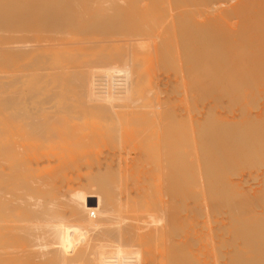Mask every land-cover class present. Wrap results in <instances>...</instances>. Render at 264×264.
<instances>
[{
  "label": "bare ground",
  "instance_id": "1",
  "mask_svg": "<svg viewBox=\"0 0 264 264\" xmlns=\"http://www.w3.org/2000/svg\"><path fill=\"white\" fill-rule=\"evenodd\" d=\"M214 1L219 0H173L170 5L179 18L176 40L181 43L186 73L209 81L207 90L212 93L226 86L225 100L231 107L227 119L213 116L197 123L199 138L191 139L193 145L189 149L196 165L171 178V183H177L181 178L191 180L201 174L200 187L207 184V192L214 190L218 173H225L226 163L233 158L226 141L237 140L243 157L264 162V0H254V3L241 0L237 8L241 24L234 32V24L221 20L220 15L226 9L221 1L223 8L220 7L224 10L212 6L211 17H201L202 14L192 10L198 9L201 2L212 5ZM80 4L84 6L86 1L0 0V113L5 114L0 120V133H6L15 123L11 135H18L20 121H28L30 127L39 129L41 121L34 116L43 117L52 111V125L41 132L37 142L60 147L63 162L82 159L106 146L124 145L141 147L153 161L164 156V161L171 163V170H183L173 165L179 156L176 136L161 142L157 136L156 126L164 130L170 126L165 119L162 117L153 123L148 115L137 119L151 105L154 110L166 102L156 100L151 82H141V72L149 66L145 65L143 71L141 67L151 57L154 63V57L157 61L166 55L173 57L172 48L164 53L161 35L170 36L174 27L162 24V33L150 27V15L159 12L154 1L144 5L136 2L130 9L124 8L126 2L109 7L108 11L116 9L114 14H103L101 4H90L84 10V16L89 15L88 25L78 9ZM42 35L46 39L62 36L57 45L62 43L57 47L56 40L50 43L48 37L45 43L54 45L45 47ZM11 135L9 140L0 136V158L9 156ZM23 145L27 147L29 143L23 142ZM160 149H164V155ZM199 154L204 156V162L200 161ZM107 176L103 181L106 186L123 184L119 177H115L118 178L115 182L114 178H108L111 175ZM99 194L91 197L96 202L90 201L87 207L81 208L87 219L81 216L77 225L53 226L48 237L51 256L44 257L40 264H99L100 260L125 253L133 243L143 250L145 245L150 249L159 244L158 234L149 241L136 237L150 230L139 214L152 208L158 198L149 201L148 195H142L139 200L129 197L130 201L120 203L106 191ZM185 194L189 200L190 193ZM259 203L257 226L244 232L249 243L248 254L244 252L243 258H236L234 264H264V190ZM90 215L98 217L89 218ZM12 222V216L0 209V264H38L36 252L26 251V243L23 245L8 232ZM161 233L159 237L166 234ZM175 246L168 247V252L173 249L171 254H180L190 247L186 246V250L178 247L179 250Z\"/></svg>",
  "mask_w": 264,
  "mask_h": 264
},
{
  "label": "rangeland",
  "instance_id": "2",
  "mask_svg": "<svg viewBox=\"0 0 264 264\" xmlns=\"http://www.w3.org/2000/svg\"><path fill=\"white\" fill-rule=\"evenodd\" d=\"M85 1L86 4L84 6L80 4L78 9L83 13L86 25H88L89 15L85 13L84 16V10L89 8L90 4L91 6L101 4L103 14H114L116 9L113 12L112 9L108 11L109 7L121 6L126 2L124 8L130 9L136 2L144 5L154 1L159 14L154 12L150 15L148 19L150 27L161 33L162 24L170 28L174 27L170 36L161 35V42L163 41L164 43H162L165 44L164 53H167L168 48H172L174 58L166 55L165 58L162 57L160 61H157L154 57L156 62L154 63L151 57V60L150 58V61L148 60L149 63L145 62L141 67L143 71L145 67L149 66L148 70L145 68L141 72V82H151L153 96L156 100H165L166 102L154 110L151 105L149 110L141 111L137 119L140 120L143 115H148L147 117L152 119V123L162 117L165 119L166 124L170 126L168 130L156 126L157 136L159 139L161 138L160 142L168 140L172 135L176 136L178 143L176 150L179 156L173 165L181 166L183 170H171V163L167 160L164 161V156H161V160L159 158V160L153 161L151 156L139 146L133 148H126L124 145L106 146L82 159L74 158L63 162L60 157V147L57 145L54 147L52 145L43 146L37 142L41 132L48 129L53 121L52 111L44 112L43 117L34 116L35 120L41 121L39 129L30 127L28 121H20V133L17 132L19 139L17 134L11 135V128L16 127L15 123L12 124L9 131L0 133V136H6L7 140L10 135L12 138V142H9V156L0 158L2 161L0 166V209L8 212L13 221L8 232L16 240H20L23 245L26 243V251L36 252L37 259L35 261L40 264L44 257L50 258L51 256L48 237L53 226L77 225L79 218L83 216L81 208L87 207L90 201L96 202V199L91 198L92 196L106 191L113 195L114 200L117 199L122 203L131 199L137 200L138 198L139 200L142 195L146 197L148 195L149 201L158 198L159 204L155 203L158 206L155 210H152L154 204L152 208L142 210L141 214L138 213L141 217L138 215V218L143 222L147 221L146 223L151 227H148L150 229L148 232L136 237L149 241L154 235H161V232H165L166 234H163L162 237L157 235L156 242L160 245H154V248L150 249H147V245H145V250H143V247L133 243L128 245V250L125 253L100 260L99 264H234L236 258H243L244 252L248 254L249 251V243L244 232L255 228L258 224L259 212H261L259 199L264 190V176H262L264 162L254 157H243L238 141L233 139L232 143L226 141L227 146L231 148L233 158L226 163V172L218 173L214 190L212 188L211 192H207L209 186L207 187L204 182L206 187L203 184L200 187L201 174L191 180L181 178L179 182L171 183V178L175 173H185L189 166L196 165L190 157L192 151L189 149L193 145L191 139L199 138L197 123L206 117L214 116L216 119L230 117L228 109L231 107L225 100L226 86L224 89H217L212 93L208 91L209 81L197 77L194 73H186L183 67L185 60L181 43L176 40L180 28L179 18L170 9L173 0ZM220 1L224 4V9L226 7L225 10L223 9L225 13L220 15L221 20L226 21L229 25L234 24V32L241 24V18L237 16V8L241 0H219L218 2L214 1L215 4L212 2V5L209 2H201L197 5L198 9L194 7L195 10H192L198 12L200 16L202 14L201 17L208 15L211 17L212 15L210 16L209 13L211 7L216 5L221 8ZM250 2L254 3V0H250ZM217 3L221 5H217ZM203 7H206L205 10ZM197 20L200 21V19ZM42 36L45 37H43L44 44H47L45 47L54 45L53 43L49 45L51 40H56L54 43L57 47L62 43L60 41L57 45L62 36L59 39H57L59 35L47 36V39L45 35ZM47 40L50 43H45ZM42 42L43 40L40 43ZM40 43L38 45L44 46ZM4 117L5 114L1 112L0 120ZM21 141L28 142L29 146L26 147ZM242 150L244 152L243 148ZM189 151L190 153H188ZM160 152L164 155V149H160ZM199 159L204 162V156L199 154ZM106 176L114 178V181L118 179L115 177H119L123 184L121 182L106 186L103 183ZM203 189L206 191L202 192ZM187 192L190 193V201L185 198ZM206 197L208 200H204L207 199ZM159 205L162 206L161 209H158ZM90 217L97 219L98 215L96 218L92 215ZM83 219H87V215H84ZM166 220L169 221V224H164L167 222ZM163 236H165V240ZM163 243H166L165 246L162 245ZM173 244L175 247L185 248V250L186 246H190L191 250L189 247L185 251L187 253H181L184 251L182 249L180 254L173 255L170 253L174 249ZM183 245L185 247H181ZM168 247L173 249H169L168 252Z\"/></svg>",
  "mask_w": 264,
  "mask_h": 264
}]
</instances>
